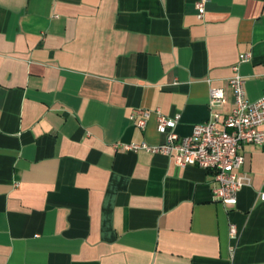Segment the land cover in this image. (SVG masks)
I'll list each match as a JSON object with an SVG mask.
<instances>
[{"label": "crops", "instance_id": "1", "mask_svg": "<svg viewBox=\"0 0 264 264\" xmlns=\"http://www.w3.org/2000/svg\"><path fill=\"white\" fill-rule=\"evenodd\" d=\"M197 1L0 0V264H264V143L241 148L235 204L210 171L124 148L165 140L137 108L185 136L210 88L230 111L236 73L264 93V0Z\"/></svg>", "mask_w": 264, "mask_h": 264}, {"label": "built area", "instance_id": "2", "mask_svg": "<svg viewBox=\"0 0 264 264\" xmlns=\"http://www.w3.org/2000/svg\"><path fill=\"white\" fill-rule=\"evenodd\" d=\"M205 0L195 3L197 17L204 14ZM249 53L240 55L239 62L249 59ZM237 70V66L234 67ZM228 85L234 93V102L230 111L222 114L218 107L225 101L222 87L209 90V116L206 120L192 125L188 135L180 136L176 131L180 114L172 116L162 114L158 109L148 111L137 108L136 124L144 128L153 113L159 133L165 134V140L157 144L128 143L127 150L143 149L150 153H161L171 158L179 166L192 164L210 171L216 182L212 188L214 199L223 203L235 204L240 188L249 183V177L240 173L244 162L241 148L245 143H264V93L250 100L244 91L243 78L239 73L228 79ZM264 199V193L261 194ZM230 237L236 238V227L229 228Z\"/></svg>", "mask_w": 264, "mask_h": 264}]
</instances>
